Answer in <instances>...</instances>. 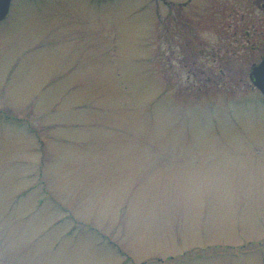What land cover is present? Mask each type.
I'll list each match as a JSON object with an SVG mask.
<instances>
[{"label":"rangeland","instance_id":"rangeland-1","mask_svg":"<svg viewBox=\"0 0 264 264\" xmlns=\"http://www.w3.org/2000/svg\"><path fill=\"white\" fill-rule=\"evenodd\" d=\"M251 9L14 1L0 21V264H264L250 79L264 10Z\"/></svg>","mask_w":264,"mask_h":264},{"label":"water","instance_id":"water-1","mask_svg":"<svg viewBox=\"0 0 264 264\" xmlns=\"http://www.w3.org/2000/svg\"><path fill=\"white\" fill-rule=\"evenodd\" d=\"M251 79L259 87V89H261L264 92V58L259 65L253 68Z\"/></svg>","mask_w":264,"mask_h":264},{"label":"flooded vegetation","instance_id":"flooded-vegetation-1","mask_svg":"<svg viewBox=\"0 0 264 264\" xmlns=\"http://www.w3.org/2000/svg\"><path fill=\"white\" fill-rule=\"evenodd\" d=\"M15 0H11V4H10V10L13 6V3H14ZM260 1V2H259ZM249 5L251 6V12H250V17L253 15H251V13H254V12H259L261 9L264 10V0H257V2L253 1V0H249ZM233 13V11H231V14ZM242 17H245L244 14ZM257 17V16H256ZM255 16H252L251 18H253L254 20H259L258 18H256ZM4 20V19H3ZM2 21V20H0Z\"/></svg>","mask_w":264,"mask_h":264},{"label":"bare ground","instance_id":"bare-ground-1","mask_svg":"<svg viewBox=\"0 0 264 264\" xmlns=\"http://www.w3.org/2000/svg\"><path fill=\"white\" fill-rule=\"evenodd\" d=\"M261 71H263V70H261Z\"/></svg>","mask_w":264,"mask_h":264}]
</instances>
